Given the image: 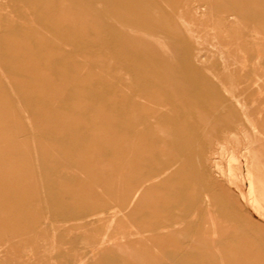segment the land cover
Returning <instances> with one entry per match:
<instances>
[{"label":"rangeland","instance_id":"obj_1","mask_svg":"<svg viewBox=\"0 0 264 264\" xmlns=\"http://www.w3.org/2000/svg\"><path fill=\"white\" fill-rule=\"evenodd\" d=\"M0 264H264V0H0Z\"/></svg>","mask_w":264,"mask_h":264}]
</instances>
